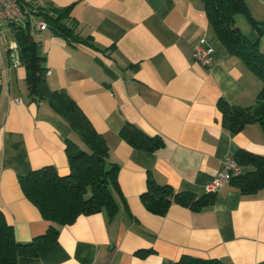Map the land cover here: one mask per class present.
<instances>
[{
  "label": "crops",
  "instance_id": "0c3cea01",
  "mask_svg": "<svg viewBox=\"0 0 264 264\" xmlns=\"http://www.w3.org/2000/svg\"><path fill=\"white\" fill-rule=\"evenodd\" d=\"M69 9L76 31L94 46L38 30L47 82L66 90L108 146L118 165L117 210L79 215L59 227L56 240L17 264H173L183 256L221 264H264V188L244 194L231 184L199 209L172 203L150 212L141 195L147 178L175 190L204 195L222 161L238 150L264 156L258 122L231 132L222 124L219 99L246 108L255 103L261 78L228 54L201 0H23ZM253 12V10H252ZM252 13L241 31L264 51V12ZM214 52V62L194 61V45ZM11 26L0 24V210L19 242L47 232L50 221L23 194L19 177L43 166L69 173L67 123L46 102L27 96L26 69L13 66ZM125 123L163 144L155 151L131 146Z\"/></svg>",
  "mask_w": 264,
  "mask_h": 264
},
{
  "label": "trees",
  "instance_id": "16d2710c",
  "mask_svg": "<svg viewBox=\"0 0 264 264\" xmlns=\"http://www.w3.org/2000/svg\"><path fill=\"white\" fill-rule=\"evenodd\" d=\"M201 1L215 34L228 54L239 57L264 82V51L259 48L257 41L247 38L235 21L238 12H247L244 1ZM25 3L33 9L32 17L27 19L23 27H13V30L20 63L26 69L27 96L31 101L46 102L69 126L71 135L65 141L70 171L67 175H60L53 166L47 165L19 177L23 194L37 207L41 216L50 221V225L45 234L30 242H19L13 227L0 210V264H17L21 255H38L56 240L61 225L74 222L79 215L105 210L109 216H113L117 210L114 193L119 191L118 165L107 160L108 146L103 137L66 90L50 88L46 77V57L36 33H32V24L44 20L46 29L52 34L68 41L85 42L91 46L95 44L89 37L78 34L77 22L69 15L67 7L58 8L45 3L35 9L28 2ZM250 19L251 24L261 32L259 22ZM217 107L222 114L223 126L231 132L251 122H258L264 130V85L252 106L238 108L221 98ZM120 135L131 146L146 151H155L163 144L157 135H147L131 123L124 124ZM231 157L241 171L231 177L229 184L244 194L264 188V156L240 149ZM141 199L150 212L163 215L172 203L199 209L213 202L214 193L198 196L188 190H175L167 183H158L148 177ZM173 264L221 262L183 256Z\"/></svg>",
  "mask_w": 264,
  "mask_h": 264
},
{
  "label": "built area",
  "instance_id": "2783aa9c",
  "mask_svg": "<svg viewBox=\"0 0 264 264\" xmlns=\"http://www.w3.org/2000/svg\"><path fill=\"white\" fill-rule=\"evenodd\" d=\"M33 9L21 0H0V24L13 27H23L28 18L32 17ZM47 28L44 20L32 24V33ZM11 61L13 66L20 64L17 45H11ZM193 59L195 62L210 66L214 62V52L210 46L198 42L194 45ZM241 168L235 160L229 156L221 164L219 172L205 186L206 192L214 193L224 185L228 184L231 177L240 173Z\"/></svg>",
  "mask_w": 264,
  "mask_h": 264
},
{
  "label": "rangeland",
  "instance_id": "374dc122",
  "mask_svg": "<svg viewBox=\"0 0 264 264\" xmlns=\"http://www.w3.org/2000/svg\"><path fill=\"white\" fill-rule=\"evenodd\" d=\"M245 3V6L247 8V12H238L235 15V21L237 23L238 26L241 27V29L243 28V31L246 30V28H248L247 26H249L251 19H254L255 21H257L252 13H255L254 11L259 8L262 10V12H264V0H243ZM253 10V12H252ZM259 22V21H257Z\"/></svg>",
  "mask_w": 264,
  "mask_h": 264
}]
</instances>
